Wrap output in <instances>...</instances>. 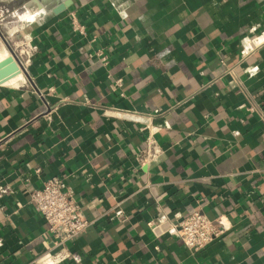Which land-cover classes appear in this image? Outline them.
Instances as JSON below:
<instances>
[{"label": "crops", "instance_id": "obj_1", "mask_svg": "<svg viewBox=\"0 0 264 264\" xmlns=\"http://www.w3.org/2000/svg\"><path fill=\"white\" fill-rule=\"evenodd\" d=\"M25 12L3 34L38 51L0 83V264L54 252L30 199L53 175L91 222L67 243L81 264H264V44L247 55L241 45L264 32V3L74 0ZM150 121L164 152L139 166ZM195 210L232 228L191 252L168 230Z\"/></svg>", "mask_w": 264, "mask_h": 264}, {"label": "built area", "instance_id": "obj_2", "mask_svg": "<svg viewBox=\"0 0 264 264\" xmlns=\"http://www.w3.org/2000/svg\"><path fill=\"white\" fill-rule=\"evenodd\" d=\"M261 2L264 3V0ZM71 19L73 29L86 34L85 26L75 13L71 14ZM263 35L264 32L257 34L254 29H251L250 33L242 38L241 45L244 55L252 53L264 44ZM37 51L38 45L32 38H23L11 42L9 52L10 57L20 69V73H24L28 72L32 58ZM96 55L102 65L106 67L109 63V56L101 50L96 51ZM225 74L230 76L232 80H237L234 68L227 67ZM121 85L122 79L118 78L111 87L116 90ZM146 129V145L135 155L139 166L149 165L164 152L157 139V133L162 129L161 126L154 125L150 121L147 123ZM30 199L48 224L54 248L52 254L39 257L36 260L37 264H63L68 260H72L75 264H81L80 257L69 250L67 243L86 229L91 222L84 216L82 206L76 198L74 190L67 184L66 179L58 175L47 178L41 187L31 191ZM151 225L155 226L156 223L152 222ZM231 228V222L225 215L210 218L201 210H195L191 214L172 222L168 231L181 240L185 249L197 252L208 248L214 241L221 239ZM2 245L3 241L0 239V247Z\"/></svg>", "mask_w": 264, "mask_h": 264}, {"label": "water", "instance_id": "obj_3", "mask_svg": "<svg viewBox=\"0 0 264 264\" xmlns=\"http://www.w3.org/2000/svg\"><path fill=\"white\" fill-rule=\"evenodd\" d=\"M74 0H27L25 9L30 14L38 12L59 14L67 10ZM20 74V69L12 57L0 61V83L6 82Z\"/></svg>", "mask_w": 264, "mask_h": 264}, {"label": "rangeland", "instance_id": "obj_4", "mask_svg": "<svg viewBox=\"0 0 264 264\" xmlns=\"http://www.w3.org/2000/svg\"><path fill=\"white\" fill-rule=\"evenodd\" d=\"M26 1L27 0H0V6L5 8L4 15H7L6 19L5 17H0V21L2 20L0 23V46H4L8 50V52L10 51L11 42L5 40L3 34H5L9 27L13 24H7V22H12L16 20V17L26 11L24 7V3ZM8 54V57H10V52Z\"/></svg>", "mask_w": 264, "mask_h": 264}, {"label": "bare ground", "instance_id": "obj_5", "mask_svg": "<svg viewBox=\"0 0 264 264\" xmlns=\"http://www.w3.org/2000/svg\"><path fill=\"white\" fill-rule=\"evenodd\" d=\"M25 14H27L29 17H32V15L29 12H25ZM264 38V35H263ZM8 50L4 47V46H0V61L3 59L8 58L9 54H8Z\"/></svg>", "mask_w": 264, "mask_h": 264}]
</instances>
